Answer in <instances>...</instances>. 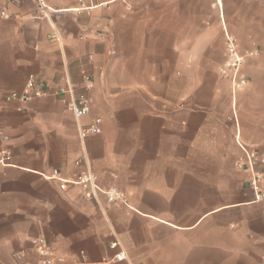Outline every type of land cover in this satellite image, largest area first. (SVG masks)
<instances>
[{
    "label": "crops",
    "instance_id": "crops-1",
    "mask_svg": "<svg viewBox=\"0 0 264 264\" xmlns=\"http://www.w3.org/2000/svg\"><path fill=\"white\" fill-rule=\"evenodd\" d=\"M43 1L0 0V264H36L33 239L68 264H264V208L235 168L237 142L264 156V0ZM225 33L248 80L235 94ZM84 75L77 119L53 92ZM29 80L42 97L5 100ZM53 170L89 171L129 208L60 191Z\"/></svg>",
    "mask_w": 264,
    "mask_h": 264
},
{
    "label": "built area",
    "instance_id": "built-area-1",
    "mask_svg": "<svg viewBox=\"0 0 264 264\" xmlns=\"http://www.w3.org/2000/svg\"><path fill=\"white\" fill-rule=\"evenodd\" d=\"M38 10L45 9L43 0H35ZM11 16L6 11L0 12V21L9 20ZM51 39H56L51 36ZM243 64V56L238 50L235 40L225 33V60L219 68V77L227 80L230 83L233 94L243 90L248 85V80L241 73ZM82 88L78 93H75L71 86L60 88L53 92L60 98L66 111L73 114L77 119L88 116L91 111L90 90L93 88L92 81L86 76H83ZM42 93L35 89V83L29 80L21 94H11L6 96L7 102H23L27 103L34 99L42 97ZM100 120H94L92 124L86 128L79 130L80 138L100 134ZM1 139H5L2 137ZM240 149V156L235 161V168L238 171L247 174L246 186L254 195V202L264 208V156L256 150L237 142ZM11 156L8 152L0 150V164H10ZM77 166L80 162H76ZM46 180L57 181L59 190L65 191L69 185L76 186L82 191L83 197L89 201H96L99 197L105 199L106 204L116 207H128L127 196L124 192L115 187L101 186L96 177L89 171L81 172L71 180L62 179L59 172L53 170L49 175H43ZM31 245L34 248L36 264H68L63 256L58 254L51 246L38 239H33ZM116 244L112 246L115 247ZM14 260L18 264H28L25 251L19 250L12 254ZM126 258L125 253L119 251L114 259L122 261ZM82 264V263H71Z\"/></svg>",
    "mask_w": 264,
    "mask_h": 264
}]
</instances>
